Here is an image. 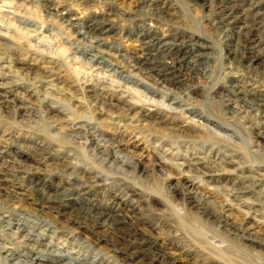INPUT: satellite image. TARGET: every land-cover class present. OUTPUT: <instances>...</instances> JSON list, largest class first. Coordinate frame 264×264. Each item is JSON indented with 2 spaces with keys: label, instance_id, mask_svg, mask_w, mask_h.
Masks as SVG:
<instances>
[{
  "label": "rangeland",
  "instance_id": "374dc122",
  "mask_svg": "<svg viewBox=\"0 0 264 264\" xmlns=\"http://www.w3.org/2000/svg\"><path fill=\"white\" fill-rule=\"evenodd\" d=\"M48 5H52L54 10L50 11ZM212 6V1L204 0H149L143 4L138 0H0V60L13 61L6 63L9 64V69L4 71L9 75L14 71L13 75L1 76L3 78L0 81L10 82L15 79L22 85L31 87L37 85V80L52 70L55 76L61 77L59 81L68 85L70 93L62 97L63 101L55 100V105L59 108L52 109L51 113L42 100L44 96L33 91L29 92V99H24L31 107L28 110L5 101V98L2 99L4 102H0V212L14 221L34 227L36 231L44 228L48 235H58L60 246L67 242L69 250L81 249L83 254L90 257L105 253L109 257L113 256L116 264H145L154 256L160 259L181 257L178 264H264V215L254 212L253 204H245L258 202L259 196L252 187L244 188L241 197L228 196L226 186L229 183L223 180L213 181L211 176L218 175V171H211L215 168L204 166L209 174L189 177L197 183L193 191L211 195L212 203L197 207L181 193L182 188L177 182L182 180L181 171L173 164L182 161L185 156L208 154L212 158L213 154L221 152L237 154L236 158H239L238 161L243 166L257 171V168L264 165V125L260 124L258 117L248 118L232 113L225 102V86L231 77L249 82L253 78L256 80L255 85L264 92V75L262 69H259L264 65V51L253 60L252 65H248L249 60L240 62L236 57L242 53L240 46L234 41L229 43L215 24H212ZM107 8L113 9L106 12ZM149 14L157 15L168 23L161 25L155 20L147 21L148 25L157 23L160 26L157 30L161 36L170 32L169 27L179 34L199 35L200 42L210 46L206 51L208 56L201 58L209 63V69L205 73H197L194 80H188L194 88L188 94L184 92L186 96L182 88L173 89L172 92L160 89L153 80L136 72H130L132 79L136 81L127 83L130 91L116 84L110 85L112 90L122 93V96L126 95L127 100L136 105L134 112L160 111L163 118L176 117L179 120L172 124H157L152 115L147 121L135 122L141 124V127L134 133L130 130L123 136L126 134L122 133L125 129L115 124L118 123L117 120L112 122L109 116L119 114L122 109L112 107L106 114L97 113L88 100L84 87L93 84L88 82L91 79L96 83L98 72L93 71L91 65L81 64L73 58L83 56L78 49L86 40L81 39L76 33L77 28L65 22L62 16H69L75 22H88L90 17L98 15L104 17L113 26L103 35L104 40L108 44L118 45L119 50H111L112 59L124 65L125 61L122 59L125 54L141 49L136 36L128 33L136 26L137 22L133 19ZM26 20L34 24L28 25ZM263 48L264 44H261L259 49L264 50ZM125 78L126 76L119 78V81H124ZM141 81L143 83L139 84ZM166 91L169 93L166 94ZM175 93H179L181 98L184 96L183 106L205 113L216 122L225 124L231 128L226 132L237 133L238 137L230 139L214 135L215 128H211L215 121L207 123L199 120L198 125L191 124L190 118L198 120L199 117L185 110L169 113L160 109L157 103L170 104L172 100L169 97ZM167 95L171 96L167 98ZM76 98L84 104L82 108H75L73 105ZM143 104L146 107L141 109ZM173 105L179 106L180 103ZM80 115H83L81 118L93 119L94 125L102 130V138L119 141L115 146L117 155H124L127 163H113V159L105 162L103 158L96 156L93 150L97 143L91 142L90 138L93 136L88 133L76 131L74 135L66 136L54 126L74 122ZM133 140L139 144H130ZM240 166V163L231 166L236 168L233 173L235 176L243 170ZM182 168L188 169L184 166ZM4 169L18 170L19 174H5ZM261 169L260 172H264V168ZM250 173L246 171L245 175ZM254 175H259V172ZM251 179H246L245 184H250ZM34 181L45 182L47 194L56 192L64 185L68 187L71 182L83 184L82 190H91L89 194L82 196L79 203L73 204L67 214H59L53 207L43 206L40 200H35L37 198L30 187ZM125 186H131L140 193L141 189L144 190V196L132 195L134 206V203L123 201L129 200L127 195L119 194L120 188ZM215 186H219L221 190L215 189ZM123 203L126 209L135 207L130 213V221L133 220L136 226V237L145 242V252H141V255L126 251L129 240L125 236L130 233L128 224H121L120 231L107 226L92 231L86 225L89 221L85 223L88 229L83 224H77L72 216L79 214V204L101 211L105 209L104 206L117 207L123 206ZM225 207L231 210V218L240 223L247 219V212H251L254 217L251 219L256 222V230H259H254L252 235L259 238L260 242L243 238L247 245H241L239 239L242 237L233 227L219 226L216 217L212 214L210 215L213 217L208 216L213 211L220 215ZM181 219L188 223H182ZM228 228L231 229L230 232L225 231ZM2 233L0 230V239ZM136 237L130 238L135 240ZM8 238L15 248L21 245L20 237ZM46 239L50 241L51 237ZM231 239L238 244L231 247ZM3 242L6 243L4 240ZM222 250H228L225 257L219 253ZM13 263L14 260L9 263L0 260V264Z\"/></svg>",
  "mask_w": 264,
  "mask_h": 264
},
{
  "label": "bare ground",
  "instance_id": "6f19581e",
  "mask_svg": "<svg viewBox=\"0 0 264 264\" xmlns=\"http://www.w3.org/2000/svg\"><path fill=\"white\" fill-rule=\"evenodd\" d=\"M204 1H212V13L210 14L212 24H215V27L219 29L220 32H222L229 43L232 44V41H234L240 46L242 53L237 54V56L235 54V56L240 60V62L249 60L250 62L248 65H252L253 60L258 58L260 53H263L264 51L259 49L260 45L264 44V0ZM138 2L143 4L149 2V0H138ZM47 7H49L50 11L54 10L52 5H48ZM109 9L112 10L113 8H107L106 12H108ZM62 17L65 19V22H68L77 28L76 33L81 36V39L86 40L85 43L81 45L82 47H79L78 49L79 53H81V55L84 57L82 56L73 58L81 64L91 65L93 71L95 70L98 72L96 73L98 79L96 83H94V81L91 79V81L88 82L93 84H86L87 86L84 87L86 93L88 94L86 95L88 100L93 104L95 107L94 111L97 113L106 114L107 111L112 107L122 109L119 111V114H109V116L113 120L112 122L117 120L118 123L115 124H118L119 127L125 129L123 132L121 130L119 131L120 133H126L123 134V136H126L130 130L132 133H134L133 131L141 127V124H137L135 122L138 120L147 121L152 115L157 120V124L162 122L172 124L178 119L176 120V117L174 119L170 117L168 119L163 118V114L160 111L155 113L145 112L143 110H141V113L134 112L136 105L127 100L126 95L122 96V93L118 94L117 91L114 89L112 90L110 85L116 84L121 88L124 87L123 89L130 91V87L127 83L136 82L132 79L130 72H136L140 76H146L153 80L157 85H159L160 89L165 88L164 90H171L170 92H172L173 89L177 90L178 88H182L183 94L184 92H187L186 94H188V91L194 88L192 87V84L188 83V80H194L197 76V73H205L209 69V63L201 60V58L208 56L209 53L206 51H208L210 46L205 42H200L201 38L199 35L193 33L179 34L174 29H172V27H169L170 32L167 35L161 36L159 30H157L160 28L157 23H162L161 25L168 23L157 15L155 16L154 14H149L143 18L137 17L133 19V21L135 20L134 22H137L135 24L136 26L133 27L132 30H129L128 33L136 36V39L140 41L141 49L137 52H128L125 54L124 58L122 59L125 61L124 65H121L117 63L116 60L112 59L111 50H119L118 45L113 43L108 44L104 40L103 35L107 34L113 28V26L111 27L106 22L104 17H100V15L90 17L91 19H89L88 22H75L74 19L69 18V16L66 15ZM148 20H155L157 23L153 26L148 25ZM26 21L28 25L32 26L34 24L30 20ZM35 28L37 29V26H35ZM0 62V78H3L1 76H10L14 74L13 70L10 72V75L7 71H4V69H9V64L13 63V61L1 59ZM7 62L10 63L7 65ZM56 63L57 62H55V64ZM259 69H262V74L264 75V65ZM102 72L103 74H101ZM124 76H126L128 79L125 78L124 81H119V78ZM59 78L61 77L55 76L52 73V70H50L48 75L42 76L37 80V85L34 84L35 86L31 87H26L15 79L14 81L11 80L10 82L0 81V102H4L2 99L5 98V101H11L14 103V105L28 110L31 107L29 104H26V100L24 99H29V92L33 91L44 96L42 100L44 103H46L45 107L47 108V111L51 113L53 112L52 109L55 108L54 110H56V108H59L55 105L56 99L63 101L64 99L62 97L66 96L67 94L70 95L68 85L63 83V81H59ZM116 78L118 80H116ZM251 79L252 80H250V82L249 80L245 79H234V77H231L229 81L227 80L228 85L225 86L227 89L225 102L226 105L231 109L230 111L232 113L246 116L248 118L258 117L260 124L264 125V92L255 85L256 80L253 78ZM252 81L254 83H251ZM142 83L143 81H141L139 84ZM125 92L126 91H124V93ZM167 93L169 92L166 91V94ZM178 94L179 93H175L174 96L167 95V98L168 96H171V98L169 97V100H172L168 105L163 102L159 103L157 101L160 109L168 111L169 113H180L181 110H185L187 113H191L195 117L198 116V120H195L194 117L190 118L191 124H194L195 126L198 125L197 121L199 120H205L207 123H213L215 121L213 118L207 117L205 113H198L194 111V109H189L183 106L184 103L182 98L184 96L181 98V96ZM74 102L75 104L73 105H75V108H82V106H84L82 101L78 98H76ZM144 102L146 103V101ZM178 102L180 103L179 106L173 105L174 103ZM145 107L146 106L144 104L141 105V109H144ZM82 116L83 115L78 116V119L74 122L66 124L58 123L54 126L60 131V133H65L66 136H72L77 133L76 131H84L88 133L89 135L93 136L90 138L91 142L95 141L97 143L95 147L96 149L94 148L93 150L96 156L101 159L103 158L102 160L105 162H109L111 159H113V163H127L124 155H117L115 146L119 144V141L114 138H102L104 136L102 130H100L97 125H94L92 121L93 119L84 117L81 118ZM212 125L213 126L211 129L213 130V128H215L213 132L216 131L214 134L216 136L230 139L238 137L237 133L233 132L232 134H229V132H226V130L228 131L230 127L228 128L221 122L217 121ZM230 130L231 128L229 131ZM262 139L264 140V136H262ZM135 140L138 139L136 138ZM262 142L264 144V141ZM130 144L138 145L139 143L133 140L130 141ZM236 157L238 156L235 153L216 152L213 154L212 158H210L208 154L202 156L193 155L189 157H183V160L180 162H174L173 164L178 166L179 170L181 171L180 174L182 180L177 182H179V185L182 188L181 193L183 196L187 200H190V202H192L197 207H202L204 203L208 205L212 203L210 199L212 197L211 195L208 194L206 196L193 191L195 184L197 183L189 177L195 174H198V176L201 177L202 175L209 174V170H204V166H207L208 168H215V170L211 171H218L216 172L218 175L211 176L213 181L223 180L226 181V183H229L226 186V189L228 190V196L241 197L242 193L244 192V188L252 187V190H254L259 196L258 202H246L245 204H253V208H255L254 212H260L264 215V172H260V169L264 168V165H261L259 168H257L259 170L257 171L256 169L243 166V163L239 162V158ZM236 163H240V168L243 170L235 176L233 173L236 172V168L231 166H234ZM182 166L187 167L188 169L185 170V168H182ZM6 170L7 169L3 170L5 174H19V171L15 169ZM253 170L256 171L254 172ZM246 171L251 173L245 175ZM258 172L259 175H254V173ZM250 177L252 178L250 181L251 183L245 184V180ZM188 181L190 182L189 185ZM82 186L83 184H79L78 182H71L68 184V187H65L64 185L52 194H47L45 182L42 183L40 181H34L30 187L33 189V194L37 198L35 200H40L44 204L43 206L49 205L56 209L59 214H67L69 209L73 208V204L79 203V201L83 199L82 196L89 194L88 192L91 190V188L88 190H82ZM191 186L192 188L190 189ZM215 189L221 190L219 186H215ZM140 191L142 194L137 192L136 189L132 188L131 186H125L123 189L120 188L119 194L124 196L127 195L129 200H123L125 203H134L135 200L132 198V195L138 194L140 196H144V190L141 189ZM91 200L93 201L95 199ZM92 204L96 205V203L93 202ZM134 205L135 203L133 206ZM133 206L130 209H126L125 204L123 206L118 205L117 207L104 206V210L98 211L94 207H85L84 205L79 204V206H77V208H79V214L76 215L75 213L72 216L77 224L85 225V223L89 221V223H86V225L88 224L92 231L106 226L114 229L115 231H120L122 230V227L120 226L121 224H128L130 226V233L125 236V238L129 240V243L126 245V251L130 252V254L141 255V252H145V242L143 239L136 237L138 236L135 231L136 226L133 223V220L130 221L132 218L130 213L135 210V207ZM230 211L231 210L229 208L225 207L221 211L220 215L213 213V211L212 213H208V216L216 217L218 219L219 226L233 227L237 231V234L242 237L239 239L241 241V245H247L243 238L249 241L251 240V242H260L259 238H257L255 235H252L254 230L258 228L256 225H254L256 222L251 219L253 214L248 211L247 219L240 223L231 218ZM181 222L188 223V221L185 219H181ZM248 223H250V225ZM30 227L31 226L28 224L20 221H14L9 218L7 214L0 212V230L3 232V236L1 237L2 239H0V260L3 259L6 263H9L10 260H14L13 264H116L114 263L115 259H113V256L109 257L108 254L99 253L95 254L94 257H90L88 254H83L81 249L74 250L73 248L69 250L67 248V242L63 243V246L59 245L58 242H60V237L58 235L56 236L54 233L53 235H48L47 232L44 231L47 229L44 228H41L42 230L36 231L34 227ZM86 228L88 227L86 226ZM225 231L230 232L231 229L228 228ZM257 231L259 230H256L255 232ZM48 236L51 237L50 241H47L46 239ZM133 236L136 237L135 240L130 238ZM8 237H20L22 246L20 245L15 248V245H12L13 242H10V238ZM3 240L6 241V243L3 242ZM236 244L238 243L231 239V247ZM219 253L225 257L228 254V250H222ZM180 260H182V258L178 256L171 258L166 257L163 259L154 256L151 258V260H149V262H146L145 264H178Z\"/></svg>",
  "mask_w": 264,
  "mask_h": 264
}]
</instances>
